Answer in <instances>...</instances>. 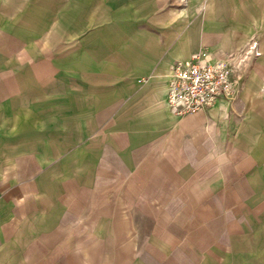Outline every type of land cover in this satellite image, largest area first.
<instances>
[{"label":"crops","instance_id":"1","mask_svg":"<svg viewBox=\"0 0 264 264\" xmlns=\"http://www.w3.org/2000/svg\"><path fill=\"white\" fill-rule=\"evenodd\" d=\"M250 38L233 97L169 108ZM0 264H264V0H0Z\"/></svg>","mask_w":264,"mask_h":264},{"label":"built area","instance_id":"2","mask_svg":"<svg viewBox=\"0 0 264 264\" xmlns=\"http://www.w3.org/2000/svg\"><path fill=\"white\" fill-rule=\"evenodd\" d=\"M259 55L257 40L250 38L220 60L212 61L209 52L201 49L185 60L174 61L167 105L175 114L184 115L210 107L219 99H230L242 79L243 69Z\"/></svg>","mask_w":264,"mask_h":264}]
</instances>
